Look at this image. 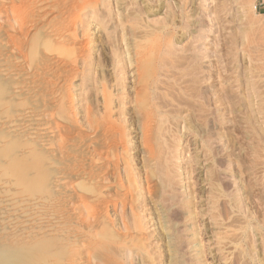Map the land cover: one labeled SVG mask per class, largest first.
Here are the masks:
<instances>
[{"label":"rangeland","instance_id":"obj_1","mask_svg":"<svg viewBox=\"0 0 264 264\" xmlns=\"http://www.w3.org/2000/svg\"><path fill=\"white\" fill-rule=\"evenodd\" d=\"M25 1L0 0V152L3 150L5 155L0 157V216L4 217L5 211L13 209L4 200L12 193H1V189L12 188L16 195L28 198L25 193L27 183L33 178V182L39 179L46 140L44 134L51 131L49 117L55 112L53 108L61 94L64 97L67 93V99L70 93L72 99L65 100L69 102L66 103L68 114L80 127H77L78 130H84L85 135L92 137L94 133L88 125L89 113L92 112L95 121H102L107 115L104 114L107 110L103 99L105 89L110 101V119L126 134L127 152H119L122 167L126 162L131 164L133 161V169L137 167L142 171L140 159L144 150L140 131L143 116L137 110L133 96L135 89L145 86L144 80H147L149 89L145 90V94L148 99L143 92L149 102L147 112L151 109L178 117L180 126L177 130L183 135L179 155H185L180 157L182 162L187 160L185 165L188 164L192 171L196 167L195 156L198 157L196 175L201 180L215 172L221 174L224 195L217 201V194L209 189L207 182L203 184L204 189L199 193L201 213L195 215L198 213L194 211L193 198L189 197L192 192V188H188L189 181L180 182V185L176 176L177 188H181L179 198L174 202L178 205L167 222L156 217L157 214H153L151 207H147L143 197L139 196L141 201L137 203L136 219L141 223L143 242L154 264H172V244L174 247L177 245L180 264H264V9L259 6L256 9L257 0H137L131 7L136 17L132 13L126 17L124 11L131 0H89L99 10L101 18L82 17L76 36L70 34L65 38L72 39L71 42L78 48L65 56L59 53V47L49 37L53 34L52 29L59 28L58 23L63 22L62 17H58L59 21L56 13L45 17L42 14L40 17L43 19L38 15L39 19L36 15L34 17L32 13L28 15L31 8L42 7L38 5L43 0ZM13 4L21 7L16 15L20 21L12 12ZM147 8L151 10L148 15ZM51 18L58 19L55 20L59 21L57 26ZM120 19L124 20L123 26ZM74 37L76 41H73ZM96 70L101 73L99 76ZM139 78H142L143 84H139ZM46 103L51 106L52 113L45 107ZM103 107L106 109L103 110ZM185 118L186 121L191 120L196 128L197 142H193L192 135L184 131ZM69 121L62 120L61 124L69 125ZM130 144L136 150L131 152ZM169 145L172 144H168L167 148L171 147ZM54 155L53 167L57 166ZM19 160L26 163V169H16ZM32 161L41 163L40 170L34 171L35 176L31 173ZM130 216L133 215L128 217L132 225L135 216ZM247 221L251 224L249 227L245 226ZM118 222L120 225V220ZM12 223H4L8 231L13 229ZM166 224L168 229L165 231ZM200 225L202 229H199ZM167 233L174 239L172 243ZM244 252L246 255L242 256ZM129 255L124 260L125 264L128 260L127 264H139L138 256Z\"/></svg>","mask_w":264,"mask_h":264},{"label":"bare ground","instance_id":"obj_2","mask_svg":"<svg viewBox=\"0 0 264 264\" xmlns=\"http://www.w3.org/2000/svg\"><path fill=\"white\" fill-rule=\"evenodd\" d=\"M135 1H137V0H131V2L129 3L130 6H127L124 9V11L126 13V17L131 16L130 15L131 13L133 16L134 13L131 12V7H133ZM19 2H23V1H19ZM40 2H41V5H38V6H42V7L36 8L35 6H33L35 8L34 9L31 8V10L29 8L28 10H30V11H28V15H29V13H32L33 16L38 15L40 17L43 14V16L45 17V16H49V15L51 16V14L56 13L57 15H59V16L56 15L57 18L62 17V18H60V19H62L61 22L63 21L62 23H58L60 21L59 18H58L59 19L58 22H56L58 20L57 18H56L57 20L54 18H51V19H54V21L56 20L55 25L57 26V23H58L59 28L56 27L58 29L54 30L55 27L53 28V26H54L53 25L52 26L53 34L49 32L50 34H52L51 36L49 35V37H52L54 39L53 41L59 47V53H61L62 56L68 55L69 52H75L77 50L76 48H78V46H76V47L74 46V43L71 42L72 39H68V40H70L68 42V40L67 39L65 40V38H68L67 36L70 34L71 35L73 34V36H76V30L79 29L78 26L80 24L82 17L83 16H85L86 18L87 17L88 18L94 17V19H95V17L97 18L100 16L99 10L97 11L96 6H94L95 4L93 5L92 3L89 2V0H43V2L42 1H40ZM13 5L14 6H12V7L14 8V11H12V12H14L15 17L17 19L18 16H16V15L19 14L21 7L19 6V4L17 6L15 4H13ZM29 7H31V6L29 5ZM6 8H7V6H6ZM256 9H257V7H256ZM25 10H27V9L25 8ZM132 10L134 11V9H132ZM145 11H146L147 15L149 13H151L150 8H147V10L145 9ZM38 16H37V18H38ZM135 17H136V15H135ZM12 18H14V17H12ZM40 18H42V17H40ZM100 18H101V16H100ZM46 19H48V18H45V20ZM117 20L119 22V18ZM19 21H20V19H19ZM19 21L16 20V22H18V23H19ZM54 21L52 23H54ZM123 21L124 20L120 21V24H122V26L124 23ZM136 22H138V20ZM22 25H24V23H22ZM29 25H28V27H29ZM35 26H33V27H35ZM44 28H46V27H44ZM85 29L88 30V28H85ZM26 30H27V28H26ZM124 30H122V31L124 32ZM151 34H152V32L150 33V35ZM31 38H32V36H31ZM123 40L124 39H122V41ZM73 41H76L75 37H74ZM31 42H33V41H31ZM50 43H51V41H50ZM70 43H73V45ZM51 45H54V44L52 43ZM139 45L142 48V45L141 44H139ZM136 46H138V45H136ZM15 47H17V46L15 45ZM137 48L140 49V47H137ZM82 49H84V48H82ZM79 54H80V52H79ZM38 55H41V54H38ZM125 55H126V53H125ZM45 59L47 60V58H45ZM122 59H123V57H122ZM77 60H78V57H77ZM43 61H45V60H43ZM94 62H96V61H94ZM119 63H120V61H119ZM63 64H65V63H63ZM67 65H69V64H67ZM55 69H56V67H55ZM24 70H26V69H24ZM71 70H72V68H71ZM76 70H78V69H76ZM96 72H97V70H96ZM69 74H71L70 70H69ZM100 74L98 73L97 75L99 76ZM36 75H38V74H36ZM59 76H60V74H59ZM88 78H90V77H88ZM141 79H140V81H138L139 84L140 83L143 84L141 82L142 81ZM67 81H69V80H67ZM144 81L146 82V84L144 83L145 86L141 85L140 89H135V91H134L135 95L133 96L135 99L136 106L138 108L137 110H140V114H142V116H143V119L141 122L142 128L140 131L141 132L140 134L142 135L140 140L142 142V146H143V150H144V152H143L144 155L142 154L143 156H141L142 158L140 159L141 163L143 164L142 171H140V169H137V167H135L133 169V167L131 166L133 161H131V160H130L131 164L126 162L125 165L122 167V164H121L122 157L119 155V152H120V150L127 152L128 147L125 146L126 134L124 132H121L120 128L118 126H116V124L113 121H111V119H110V113H109L110 101H109V98L107 97V93H106L105 89L103 91V94H104L103 99H104V107H106L107 110H106V112H104V114H107V115H105L102 118V121H99V120L95 121V120H93L92 112L89 113L88 125L94 133V135L92 137H88L87 135H85L84 130H78V128L80 129V127L78 125L76 126L75 123L73 122V120H71V118L68 114V110H67V107H69V106L66 105V103L69 101L68 98L71 96L70 93H68L69 96L66 99L65 97H67V95H66L67 93H65L66 96L64 95V97H62L63 95L59 91H57V93L59 92L61 94V98L59 101L56 100L58 102L56 103V105L53 108L55 112L53 111L54 112L53 114H51V115L49 114L50 115L49 118H51L49 120H50V123L52 125V128H51V131L46 132L44 134L46 140L44 139L45 144H44L43 150H42L43 159H41L42 157L38 156L43 161V163H42L41 160L40 161L38 160L39 162H41L43 164V166H41V170H40V168H38L41 163L39 164L38 161H34V162L32 161L33 165H32L31 173L34 174V176H35L34 171L36 172V170L39 169L40 170V172L38 174L39 179L37 180V182H33V180H34V178H33L32 181L30 180L27 183V186H26V183L23 181L24 185L26 186L25 187V189H26L25 193L28 194V198L20 197L19 195H16L17 192L14 191L12 188L11 189H1V193H8V192L12 193L11 195L9 194L7 197H5L4 200H5V203H7L8 206L13 207V209L5 211L4 217L0 216V264H125L124 260L127 257V255L130 256L129 254L138 256L137 261L139 260V264H154L153 258L151 257L152 255L150 256L149 252L147 251L146 244L143 242L145 240L144 236H143V228L141 226V223H139L138 219H136L137 215H138L137 214V203H140L139 201H141L139 199V196L143 197L142 200L144 203H146L145 205H148L147 207H151L150 210L153 211V214L154 213L157 214L156 217L164 219L163 221H166V222L169 221L170 213L173 210H176L177 208L175 209V207L178 205L177 203H176L177 205L174 204V202L177 201L179 198L178 197L179 196L178 191L181 189L179 187L177 188V185H178L177 184V177H179V179H178L179 184H180V182H183L186 180L189 181L188 188L189 189L192 188V192H190L189 197L193 198V201L195 202V208H194L195 210L194 211H197L196 213H198L195 215L199 216L201 213L200 209H201V201L202 200H200L201 199V197H200L201 193L200 192L203 191L202 189H204V188L202 185L203 184L206 185V182H207V185H209V187H210L209 189H211V191H213V192H215V194H217V196H216L217 201H218V199L220 200L224 196V195L222 196V194H223V191H222L223 183H222V179H221V174H216V172H215V174L213 173L209 178L201 180L196 175L197 166L199 165V163L197 161L198 157L195 156L196 159L194 161H195L196 167H195V169H191L192 171H190V167L188 164L185 165L187 160L185 161L182 158L185 161V163L182 162L180 157H183L185 155H183V154H182V156L179 155V154H181L180 152H182L180 150V147L182 146L183 135L182 134L180 135L179 131L177 130V128L180 126L178 124V117L167 114L165 111H164L165 113H163V112H159V111L150 109V111L147 112L149 102L147 101L148 96L146 95L147 92H145V90L149 89L148 88L149 84L147 85V80H144ZM57 82H58V80H57ZM108 82H109V80H108ZM31 84H33V83H31ZM48 85H51V84H48ZM62 85H63V83H62ZM52 89H54V87H52ZM79 89H80V87H79ZM54 90H57V89H54ZM54 90H52V91H54ZM48 91L49 90H47V92ZM44 92H46V91H44ZM94 92H95V90H94ZM143 92H144V94L146 93L145 97L147 96L146 97L147 99L143 96L144 95ZM51 93L53 94V92H51ZM86 93L87 92H85V94ZM97 94H99V93H97ZM29 95H30V93H29ZM119 95H118V97H119ZM55 96H58V95H55ZM94 97H95V95H94ZM65 100H68V101L66 102ZM46 102H47V100H46ZM87 102H85V104ZM52 103L54 104V102H52ZM95 103H97V102H95ZM45 107L47 108L48 111H51V106H48L47 103H46ZM104 107H103V110L106 109V108L104 109ZM133 107H134V105H133ZM133 107H132V109H133ZM158 109H160V108H158ZM83 111H85V110H83ZM26 112H28V111H26ZM31 113H33V112H31ZM37 113H38V111H37ZM43 113H44V111H43ZM51 113H52V111H51ZM78 115H79V113H78ZM30 116H32V115H30ZM138 116H141V115H138ZM25 117H27V116H25ZM61 119L62 120H66V119L70 120L69 125L68 124L67 125L61 124V121H62ZM190 119H191V117H190ZM130 120H132V119H130ZM186 120H187V118H185V120L183 122L185 126L183 125L182 127H183L184 131L189 132L190 135H192V137L194 139L193 142H197L198 141L197 140L198 139L197 138L198 137L197 130L193 126L191 120L190 121H186ZM6 125L8 126L9 124H6ZM138 129H140V128H138ZM19 131H21V130H19ZM128 136H129V134H128ZM15 141H16V139H15ZM52 144L54 145V149H52V151H51L50 147ZM168 144H172V145H169L171 147L167 148ZM42 145H43V143H42ZM27 147L30 148L29 146H27ZM134 150H136V147H134L132 144L130 146V151L132 152ZM2 151L0 152V157L3 156ZM53 153H55L54 160L57 162V166H55V167H53V163H52ZM6 154H7V149H6ZM136 154H134V155L131 154V155L135 156ZM40 155H41V153H40ZM131 155H130V159L132 157ZM27 157H29V156H27ZM35 157H37V156H35ZM210 161H211V158H210ZM212 161H214V160H212ZM204 163H206V162H204ZM192 165H193V163H192ZM18 167L20 168V170L26 169V163L21 162V160H19L17 163V168H16L17 170L19 169ZM27 168L29 169V167H27ZM219 171H222V170H219ZM31 173H30V175H31ZM193 174H194V176H193ZM34 176H32V177H34ZM213 203H211V205ZM234 204H236V203H234ZM236 206H237V204H236ZM236 206L233 207L234 210L236 209ZM214 209H215V207H214ZM216 209H217V207H216ZM231 209H232V207H231ZM111 212H114V213H111ZM214 212H216V211H214ZM234 212L235 211H233L232 213H234ZM130 214L133 215L132 217L135 216V221H134V223L132 222L133 223L132 225L128 221V217ZM191 214H194V213H191ZM195 215H194V217H195ZM215 216L217 217V215H215ZM112 217L115 218L116 220L117 219L120 220V225H119L118 220L117 221L113 220ZM200 217H198V218H200ZM247 219H248V217H247ZM7 221H13V223L11 225L13 228L12 230L8 231L7 227L5 226L4 223H6ZM244 221H245V219H244ZM244 223H246V225L244 224L246 227H249L251 225V224L249 225L248 221L244 222ZM163 227H164V225H163ZM163 227L161 228V230L163 229ZM169 228H171V227H169ZM172 228H174V227H172ZM166 229H168V225L163 230L166 231ZM199 229H202L201 225H200ZM165 231H164V233L166 234ZM164 233H163V235H164ZM170 233H172V231L171 232L169 231V234ZM167 235H168V233H167ZM168 237H169V235H168ZM172 237H175V236L173 235ZM172 237H169V239L170 238L172 239L171 243L174 240ZM165 238H167V237H165ZM198 238H199V236H198ZM175 239H176V237H175ZM198 245H200V244H198ZM176 247H177V245H176ZM176 247H174V244L171 245V248H172L171 249V253H172V256H171L172 260L171 261H172V264H180V260L178 257V250ZM245 255H246V253L244 252L242 256H245ZM249 255L247 254V256H249ZM126 260H128V259H126ZM171 261H170V263H171ZM127 262H129V260ZM127 262H126V264H127Z\"/></svg>","mask_w":264,"mask_h":264},{"label":"crops","instance_id":"obj_3","mask_svg":"<svg viewBox=\"0 0 264 264\" xmlns=\"http://www.w3.org/2000/svg\"><path fill=\"white\" fill-rule=\"evenodd\" d=\"M256 2H257V6L264 9V2H262L261 0H257Z\"/></svg>","mask_w":264,"mask_h":264},{"label":"built area","instance_id":"obj_4","mask_svg":"<svg viewBox=\"0 0 264 264\" xmlns=\"http://www.w3.org/2000/svg\"><path fill=\"white\" fill-rule=\"evenodd\" d=\"M262 2H264V0H262ZM257 9H258V6H257Z\"/></svg>","mask_w":264,"mask_h":264}]
</instances>
